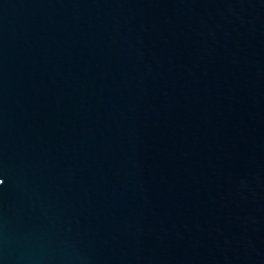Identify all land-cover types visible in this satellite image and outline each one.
Segmentation results:
<instances>
[{"label":"water","instance_id":"obj_1","mask_svg":"<svg viewBox=\"0 0 264 264\" xmlns=\"http://www.w3.org/2000/svg\"><path fill=\"white\" fill-rule=\"evenodd\" d=\"M0 264H264V0H0Z\"/></svg>","mask_w":264,"mask_h":264}]
</instances>
